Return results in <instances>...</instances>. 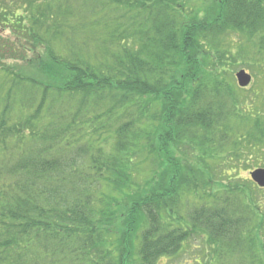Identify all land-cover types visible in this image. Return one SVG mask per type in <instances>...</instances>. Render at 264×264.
Segmentation results:
<instances>
[{
	"label": "trees",
	"instance_id": "16d2710c",
	"mask_svg": "<svg viewBox=\"0 0 264 264\" xmlns=\"http://www.w3.org/2000/svg\"><path fill=\"white\" fill-rule=\"evenodd\" d=\"M261 33L264 0H0V264H157L197 230L207 264H264V189L242 175L264 168ZM243 64L258 86L235 101ZM146 164L141 200L120 187Z\"/></svg>",
	"mask_w": 264,
	"mask_h": 264
},
{
	"label": "rangeland",
	"instance_id": "374dc122",
	"mask_svg": "<svg viewBox=\"0 0 264 264\" xmlns=\"http://www.w3.org/2000/svg\"><path fill=\"white\" fill-rule=\"evenodd\" d=\"M210 4L211 3L209 2V6H210ZM190 6H191V8H193V6H195V5L190 3ZM205 7H208V4L206 2H205ZM193 10H194V8H193ZM205 16L208 17V14L205 13L204 15H202V18L200 17V19H203V17H205ZM206 20H207V18H206ZM239 34L242 35V37H243L241 39V41H240L243 44H245V43L248 44L249 42L253 41L255 37H259L260 36V35L257 36L256 33H255L254 35H252L250 37V34L248 32L245 34V31H241ZM261 34H264V33H261ZM226 37H227L226 34L225 35L223 34V35L220 36L221 39H225ZM257 40H259V38H257ZM5 64H6V62H5ZM242 71L246 72V74L251 76V79H252L251 83L247 87H241L240 84H239V81L237 79V74H239ZM258 80H259V74L256 75L254 72L250 71V69H248L244 64H243V67L240 66L239 69L236 70L235 73H234V81H233V83H235L236 86L238 87V89H236V94H235V97H234L235 101H237V100H239V101L241 100L242 101V99L246 98V96L248 95V91L251 88H254L255 86H258ZM245 90H247V91H245ZM158 124L160 125L161 123L158 122ZM263 124H262V126H263ZM229 128H230V126H229ZM261 134H264V130H261ZM203 137H204V135H202L201 133H197L196 134V133H192L191 132V133H188L186 135V139L187 138L189 139V144H191L192 146H198L199 142H197V141H200V140L202 141ZM206 137H212V136L207 134ZM191 138H194V141H195V139H198V140L196 142H194V141L190 140ZM205 141L208 142V143H213L215 145V149L219 148V144H218V142L215 139H213V140L212 139H205ZM172 151H173L172 158L174 159V161L178 162V161H181V160H185V158H184L182 152L180 151L179 147L173 146L172 147ZM256 152L260 153V155H261L260 158L263 157L264 151H263L262 148L260 150H256ZM143 157L144 156H142V155H138L137 156V162H136L137 165L140 164V161H142ZM253 162H254L253 166H255V167H257L258 165L262 164V163L258 164L255 161V159L253 160ZM189 163L191 165L194 164L196 167L202 169V165L196 164V160L195 161H190ZM163 166L161 167L159 164H155V168H157L159 171H161L163 169ZM152 169H153L152 165L148 166L146 164V166H144V167H141V165H140V167L138 169H136V174L139 176V181H140L138 187L128 188L127 185L125 184L124 186H122L120 188H124V190H122V191H125V192L127 191V193L131 194V195L135 194V196L137 195V193L140 192L139 193V197H141V200H147L148 199L147 193L149 192V190L147 189L146 182H145L148 179H145V178L148 175L153 173ZM260 169H264V168H259V169L258 168H256V169L252 168L251 172L255 173L256 171H258ZM251 172L249 173V175H247L248 173H245V171H244L242 173V175H243V177H246V178L249 177L251 179V176H252ZM185 176H187V175H185ZM232 178L234 180L231 181L229 183V185H233V186H235L237 188L240 185H243V184L246 185V186H251L249 183H245V182H242V181L238 180L237 174H234L232 176ZM134 182H136V184H137L138 181L134 180ZM258 188H260V187H258ZM195 191H196V189H193L190 192H187L186 195H183L180 204H179V201H177L178 204L176 205V213L182 219L185 220V225L186 226L189 223V217H191V216H189L190 212L192 210L198 209L197 207H199L203 202H206L205 205H207V202H208V201H206V195L204 194V191H199L198 190L199 191L198 194H196ZM254 193L258 194V195L261 194V193H258L257 190ZM263 195H264V191H263ZM126 197L120 196V199L123 200ZM124 201H126V199ZM127 202H128V198H127ZM209 204H210V202H209ZM174 214H175V210H173L172 213L171 212L170 213L166 212V210H162V215H163V220L164 221H167L169 219V217L171 215L174 216ZM139 223L140 224L137 227V231L134 230L131 233V236L133 238L132 241L133 240L137 241V247H138V244H139V241H140V235L147 228V225H144L141 222H139ZM211 241L212 240H211L210 236L206 232H202L200 230H197L195 232H190V233H188V239L185 241L181 251H179L177 255H175L174 257L169 258V259L168 258H160L158 260L157 264H207V256L208 255H207L206 251H208V252L211 251L210 250L211 245H212ZM213 247H214V245L212 246V248ZM138 256H139V250H136V252L135 251H131L130 253L126 254L125 258H123L120 262H118L116 264H141L139 259H137Z\"/></svg>",
	"mask_w": 264,
	"mask_h": 264
},
{
	"label": "water",
	"instance_id": "95a60500",
	"mask_svg": "<svg viewBox=\"0 0 264 264\" xmlns=\"http://www.w3.org/2000/svg\"><path fill=\"white\" fill-rule=\"evenodd\" d=\"M237 79L241 87H247L251 83V76L246 74V72L242 71L237 74ZM252 179L255 183H257L261 188H264V170L260 169L255 173H252Z\"/></svg>",
	"mask_w": 264,
	"mask_h": 264
}]
</instances>
